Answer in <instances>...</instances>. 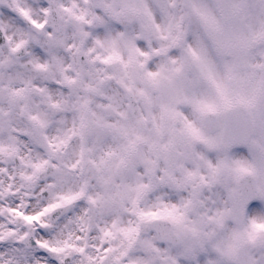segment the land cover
<instances>
[{
	"label": "snow or ice",
	"instance_id": "1",
	"mask_svg": "<svg viewBox=\"0 0 264 264\" xmlns=\"http://www.w3.org/2000/svg\"><path fill=\"white\" fill-rule=\"evenodd\" d=\"M0 264H264V0H0Z\"/></svg>",
	"mask_w": 264,
	"mask_h": 264
},
{
	"label": "clouds",
	"instance_id": "2",
	"mask_svg": "<svg viewBox=\"0 0 264 264\" xmlns=\"http://www.w3.org/2000/svg\"><path fill=\"white\" fill-rule=\"evenodd\" d=\"M63 3H65L66 6L71 7V0H62ZM80 7H87L89 4V0H78Z\"/></svg>",
	"mask_w": 264,
	"mask_h": 264
}]
</instances>
